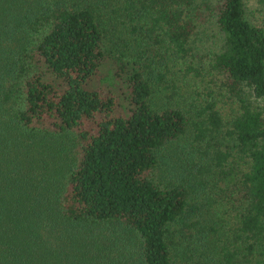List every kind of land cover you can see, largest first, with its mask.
Instances as JSON below:
<instances>
[{
    "label": "trees",
    "instance_id": "16d2710c",
    "mask_svg": "<svg viewBox=\"0 0 264 264\" xmlns=\"http://www.w3.org/2000/svg\"><path fill=\"white\" fill-rule=\"evenodd\" d=\"M0 264H264V0H0Z\"/></svg>",
    "mask_w": 264,
    "mask_h": 264
},
{
    "label": "rangeland",
    "instance_id": "374dc122",
    "mask_svg": "<svg viewBox=\"0 0 264 264\" xmlns=\"http://www.w3.org/2000/svg\"><path fill=\"white\" fill-rule=\"evenodd\" d=\"M254 15H256V13H254Z\"/></svg>",
    "mask_w": 264,
    "mask_h": 264
}]
</instances>
